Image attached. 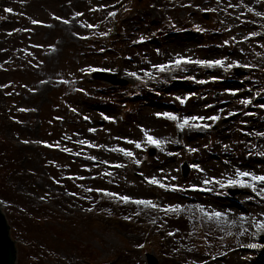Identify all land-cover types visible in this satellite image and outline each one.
Masks as SVG:
<instances>
[{
    "label": "rangeland",
    "instance_id": "1",
    "mask_svg": "<svg viewBox=\"0 0 264 264\" xmlns=\"http://www.w3.org/2000/svg\"><path fill=\"white\" fill-rule=\"evenodd\" d=\"M178 56L224 63H170ZM261 105L264 0H0V208L15 264H149L147 254L158 264H264V231L254 227L264 199L227 185L236 169L264 175ZM158 112L218 118L181 130ZM142 128L163 143L148 144ZM224 203L247 211L225 213Z\"/></svg>",
    "mask_w": 264,
    "mask_h": 264
},
{
    "label": "snow or ice",
    "instance_id": "2",
    "mask_svg": "<svg viewBox=\"0 0 264 264\" xmlns=\"http://www.w3.org/2000/svg\"><path fill=\"white\" fill-rule=\"evenodd\" d=\"M5 12H9L11 13L13 10L11 8H5L4 9ZM77 15H79V13H77ZM110 16H114L115 15V12H110L109 13ZM257 15H259V13H257ZM57 19H59V17H57ZM64 23H68V21H63ZM32 23L33 24H37V23H40V21H37V20H32ZM88 27H93V25H88ZM250 35L254 36L256 35V33H250ZM227 43V42H225ZM181 62H185V63H196V64H200V65H207L209 67L213 66V65H223L224 61L223 60H220V59H217V60H196V61H191L189 60L188 58L186 57H177V59L175 61H171L170 63H175V64H180ZM233 63H236L235 61ZM168 65L167 64H157V65H153L154 68H157L158 70L160 71H163ZM228 67H232L231 64L228 65ZM245 67H248V65H245ZM88 71H100L101 69H87ZM130 76H133V77H136L137 79H139V77L137 76V74L135 72H130L128 73ZM145 75H147V73H145ZM180 99V102L181 103H184V99L182 98H179ZM250 101L248 99H244L241 101V103L243 104H248ZM261 107H264V105H261ZM155 115L157 117H164V118H167L169 120H174V121H179L177 124H176V127L178 129H184L186 126H189V127H208V125H201L199 123H196L198 121H202L204 119H210L212 121H215L218 117L213 115L211 117H198V116H185L183 117L182 119L181 118H178L175 114L173 113H170V112H163V113H155ZM231 115V113H230ZM85 119H88V117H84ZM104 119H110L109 117L105 116ZM193 122L191 124H189V122ZM89 131H95L94 129H89ZM141 131L144 133V136H145V139H146V142L148 144H151V145H155V146H159L160 144L163 143V141L161 140H158L156 139L155 137H153L152 135L149 134V132L145 129H141ZM258 135H264V134H259ZM129 143H136V142H133V141H128ZM80 143L82 144H86L88 143L87 141H80ZM58 146V145H57ZM89 146H93L91 144H89ZM136 147L137 148H140L141 145L140 143H136ZM65 151H68V149H64ZM120 151L124 152L125 155L127 156H132L133 153L130 152V151H126L124 149H120ZM191 151H196V149H191ZM90 159H95L94 157H90ZM117 167H120V165H116ZM192 167L196 168L197 171H202V169L199 168L198 165H192ZM246 178V179H245ZM210 181L209 180H205L204 183L207 184L209 183ZM149 183H152V184H158V186L160 187H171L173 190H176V187L175 185H171V186H166L164 184H160L159 181H157V179L155 177H152L149 179ZM215 183L217 184H220L222 187L224 186V184L220 181V180H215ZM227 185L229 186H240V187H246V188H250L253 192L256 193L257 196H260L261 199H264V175H257V174H254L252 172H248V171H242L240 169H236L235 171V178L232 179V178H229L227 180ZM257 185H261L259 187V189L257 190ZM89 191H91V189H89ZM96 191H102L100 189H97ZM106 195H109V196H117L116 193H108L106 192L105 193ZM117 198L122 201V202H131V203H134V204H137V205H146V206H152V207H157L156 205H153L151 201L149 200H142V199H132L128 196H117ZM181 206L179 204L177 205H170L166 208H164V211H176L180 208ZM197 208L203 212L204 216L208 217L209 219L215 217L217 218L218 220L222 217H225V214L220 212V211H212V212H207L205 211L201 206L197 205ZM91 209H89L90 211ZM241 219H243V217L241 216ZM254 227L257 229V231H264V221H256V223L254 224ZM169 235H171V233H169ZM250 247H255V245H249ZM138 247H143L142 245H138Z\"/></svg>",
    "mask_w": 264,
    "mask_h": 264
},
{
    "label": "water",
    "instance_id": "3",
    "mask_svg": "<svg viewBox=\"0 0 264 264\" xmlns=\"http://www.w3.org/2000/svg\"><path fill=\"white\" fill-rule=\"evenodd\" d=\"M96 78L111 82L113 84H126V80L118 78L117 75H107L106 73L99 72ZM154 152V151H153ZM185 174L188 172V168L184 165ZM237 191L234 192V194ZM16 260V247L14 241L9 234V226L5 219L4 214L0 210V264H15ZM150 264H157L154 257L149 255Z\"/></svg>",
    "mask_w": 264,
    "mask_h": 264
},
{
    "label": "bare ground",
    "instance_id": "4",
    "mask_svg": "<svg viewBox=\"0 0 264 264\" xmlns=\"http://www.w3.org/2000/svg\"><path fill=\"white\" fill-rule=\"evenodd\" d=\"M231 211L235 214V216H238L240 213H245L247 211V207L245 204H238V203H231V204H225L223 205V212ZM226 213V212H225Z\"/></svg>",
    "mask_w": 264,
    "mask_h": 264
},
{
    "label": "trees",
    "instance_id": "5",
    "mask_svg": "<svg viewBox=\"0 0 264 264\" xmlns=\"http://www.w3.org/2000/svg\"><path fill=\"white\" fill-rule=\"evenodd\" d=\"M99 203H101V202H99ZM96 206L98 207L99 205L96 204ZM133 209H135L134 211L136 212V214H139V216L137 217V219H139L140 216H142V217L149 216V214H148V210L141 211V210H137V208H134V207H133ZM133 209H132V210L130 209V211L132 212V214H133L134 216H136V215L134 214V212H133ZM145 211H147V213H146ZM128 212H129V211H128ZM42 214H44V212H42ZM44 215H45L46 218L50 217V215H48V214H46V213H45ZM129 215H130V212H129L128 215H125L124 217L129 216ZM139 221H140V220H139ZM133 222L135 223V221H133ZM140 222H141V221H140ZM142 222H143V221H142ZM118 225L121 226V227H124V226L127 225V223H126L124 220H121V221L118 223ZM196 225H197V223H196ZM160 246H161L162 248L165 246V242H164V240L161 242Z\"/></svg>",
    "mask_w": 264,
    "mask_h": 264
}]
</instances>
